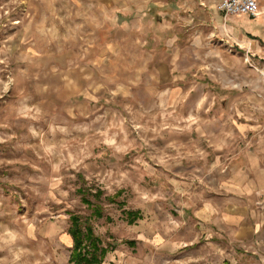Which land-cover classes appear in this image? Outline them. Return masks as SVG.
Returning <instances> with one entry per match:
<instances>
[{"label": "rangeland", "instance_id": "1", "mask_svg": "<svg viewBox=\"0 0 264 264\" xmlns=\"http://www.w3.org/2000/svg\"><path fill=\"white\" fill-rule=\"evenodd\" d=\"M217 6L0 0V264H73L74 215L100 264H264L190 199L264 135V36Z\"/></svg>", "mask_w": 264, "mask_h": 264}, {"label": "crops", "instance_id": "2", "mask_svg": "<svg viewBox=\"0 0 264 264\" xmlns=\"http://www.w3.org/2000/svg\"><path fill=\"white\" fill-rule=\"evenodd\" d=\"M257 2L259 17L237 16L228 21V28L234 33L245 32L244 40L264 36V0ZM245 130L242 127L241 133ZM251 132L250 145H243L232 159L224 156L228 144L224 148L220 146L209 172L211 184L203 188L200 198L190 199L194 208H198L195 215L205 227L217 226L220 231L225 228L235 232L240 240L257 242L264 253V135L254 126Z\"/></svg>", "mask_w": 264, "mask_h": 264}, {"label": "trees", "instance_id": "3", "mask_svg": "<svg viewBox=\"0 0 264 264\" xmlns=\"http://www.w3.org/2000/svg\"><path fill=\"white\" fill-rule=\"evenodd\" d=\"M87 204L92 206L88 200ZM93 215L100 219L104 217V210L101 206H93ZM129 222L133 223L137 214L128 213ZM69 233L73 238L74 246L70 261L73 264H100L104 254L107 252L101 246V238L95 234L92 225L89 222L83 223L77 215L71 218V227Z\"/></svg>", "mask_w": 264, "mask_h": 264}, {"label": "built area", "instance_id": "4", "mask_svg": "<svg viewBox=\"0 0 264 264\" xmlns=\"http://www.w3.org/2000/svg\"><path fill=\"white\" fill-rule=\"evenodd\" d=\"M217 9L228 18L229 16L259 17L261 14L257 0H215Z\"/></svg>", "mask_w": 264, "mask_h": 264}]
</instances>
